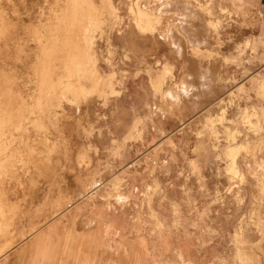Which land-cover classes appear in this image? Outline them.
Segmentation results:
<instances>
[{"label": "rangeland", "instance_id": "obj_1", "mask_svg": "<svg viewBox=\"0 0 264 264\" xmlns=\"http://www.w3.org/2000/svg\"><path fill=\"white\" fill-rule=\"evenodd\" d=\"M246 3L0 0V261L77 166L135 211L117 264H264V26Z\"/></svg>", "mask_w": 264, "mask_h": 264}, {"label": "crops", "instance_id": "obj_2", "mask_svg": "<svg viewBox=\"0 0 264 264\" xmlns=\"http://www.w3.org/2000/svg\"><path fill=\"white\" fill-rule=\"evenodd\" d=\"M246 2L248 11L255 14L264 26V0ZM248 18L251 19L249 15L246 20ZM75 169L78 173L71 179L77 181L76 185L68 195L59 196L58 202L64 207H60L50 222L36 223L34 227H38L32 232L25 230L28 237L18 248L1 256L0 264H117L119 259L116 258L115 245L120 241L119 232L123 231L124 223L134 218L135 211L130 216L124 203L110 201L108 174L104 183L97 187L92 186L90 174L82 175L79 172L83 170L80 171L77 166ZM24 215L29 216L28 212ZM48 236L49 239L51 236L52 245L47 240ZM132 243V246L128 245L129 249L139 251V246Z\"/></svg>", "mask_w": 264, "mask_h": 264}]
</instances>
